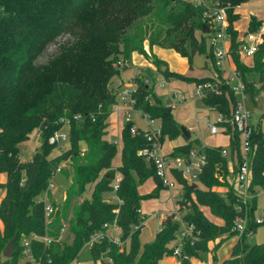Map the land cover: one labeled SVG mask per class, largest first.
Listing matches in <instances>:
<instances>
[{"label": "trees", "instance_id": "16d2710c", "mask_svg": "<svg viewBox=\"0 0 264 264\" xmlns=\"http://www.w3.org/2000/svg\"><path fill=\"white\" fill-rule=\"evenodd\" d=\"M251 1L254 0H206V6H200L185 0H0V174L5 175V182L0 183V192H4L0 200L3 226L0 264H33L24 253V241L33 235L52 240L49 245L31 240L35 263L72 264L91 237L105 231L104 226L115 220L122 230V240L130 243L129 249L104 239L90 249L96 264H162L165 258L175 256L178 245L173 244L180 233L175 214L163 221L152 243L142 247L139 242L149 218L138 213L141 202L157 198L162 190L168 189L157 177L154 165L139 156V151L149 145L143 129L134 135L132 124L124 125L121 164L113 166L119 151L118 144L110 138V117L119 95L113 88V80L126 69L135 52L146 57L167 81L212 83L214 90L201 100L205 107L223 117L224 121L217 124L230 139L228 156L223 155V147H204L208 162L197 182L189 183L179 173H173L176 184L184 190L177 201L180 209L187 208L191 201L183 223L191 228L193 237L182 240L180 264H192L193 258L204 261L203 256L210 251L217 260L222 244L238 236L235 229L240 220L246 221L245 232L222 264H264V244H247V238L260 226L256 213L262 199L258 194L264 188L262 122L254 124L252 136V199L244 202L233 184L226 194L218 193L215 188L222 186L228 176L234 177L242 163L241 137L232 123L237 95L231 84L224 81L223 70L216 67L210 33H203L204 26L210 27V19L205 16L208 8L216 4L226 8L230 54L236 72L245 83L246 94L254 92L255 82L248 77L252 75L257 76L261 85L256 93H264V42L252 58L253 66L247 67L239 53L241 43L235 29L241 18L236 7ZM80 20L86 31L76 28ZM262 27L263 21L251 17L248 32H257ZM68 32L73 34V41L61 48L51 64L40 69L37 66L40 56ZM147 41L151 48L174 50L188 60L191 69L195 56L207 53L209 41L211 52L207 59L213 62L218 77L198 78L170 71L167 63L146 52ZM162 67L167 70L162 71ZM156 76L151 70L137 76L133 81L137 86L133 97L136 110L160 124L165 146L167 140L184 136L185 126L176 121L174 109L156 95ZM65 127H68L69 149L49 158L57 149L49 143L50 138ZM36 131L40 147L31 160L23 161L20 145L28 142ZM196 146H201L199 140L191 138L167 155L187 157ZM70 159L73 183L62 210L47 222L46 203L39 196L47 192L53 175ZM118 175L121 182L117 195L121 204L103 198L112 192ZM150 179L155 182V189L141 195L139 186ZM90 185H94L91 199L80 202ZM199 205L209 208L223 224L212 222ZM66 224L73 235L71 244L60 238ZM13 238V256L6 259L2 252ZM217 241L214 250H210V243Z\"/></svg>", "mask_w": 264, "mask_h": 264}, {"label": "rangeland", "instance_id": "374dc122", "mask_svg": "<svg viewBox=\"0 0 264 264\" xmlns=\"http://www.w3.org/2000/svg\"><path fill=\"white\" fill-rule=\"evenodd\" d=\"M189 2H196V0H185ZM240 6L236 7L235 11H238V8ZM253 12L256 15L262 16L264 20V0H254L249 2L248 4H244L241 6L240 13L241 18L240 21L237 23V26L241 30H245L248 27L249 23V14ZM84 25V22L80 20L76 26L78 28V31H86ZM264 26V25H263ZM73 41V34L68 32L60 36L55 43L50 45L48 49L40 56L37 62V66L42 69L47 67L53 60H55L61 51V48L69 44ZM207 53L204 55H197L192 61V69H189V62H185L184 60H181L179 58H173L168 59L169 66H175L179 69V71H185L188 72L189 75L203 78V77H214L215 79L217 76V71L215 72V68L213 66V62L209 59H207V55L211 52V46L209 41L206 45ZM243 63L247 67H252L253 62L244 61ZM207 64V65H206ZM236 68L234 65H232L231 62L223 61L222 63V70H223V79L224 81L228 82L231 81L234 71ZM132 73L130 70H124L121 72L119 80L122 79L126 83L132 76ZM142 75V73L138 74V76ZM160 75L159 73L157 76ZM212 75V76H210ZM249 79L253 80L255 82L254 84V92L246 94L245 99V106L249 112L252 113V122L257 125L262 122V128L264 131V114L258 110L257 106L255 105V102L253 100L254 97L259 96L264 103V93L257 94L256 91L261 87V85L258 82L257 76H248ZM213 85L212 83H210ZM136 84L134 83V88H136ZM195 85L194 83H186L181 82L177 80H172L169 84L163 85V79L159 80L157 86H156V92L160 96L163 102H169L171 97L173 95H177L179 98H182L184 100V103L182 105H178L177 108L174 109L173 114L177 121H179L183 126H188L190 124L191 127L190 130L194 133L196 130L197 134H201V140L209 145H221L223 148H228L230 145V139L228 136L219 134L216 136L210 135L208 131V126L203 122V118L205 115L208 116V119L211 121V123H214L217 121L218 113L217 112H210L206 110L205 106L202 103L201 97L196 95V90L194 89ZM114 88V87H113ZM128 89L127 87L123 90ZM122 90V91H123ZM123 119L121 116V113H114L112 122L110 123V138L113 141H118V155L113 161V166L118 167L121 164V133H122V123ZM137 122L141 124V120L138 117ZM143 124V123H142ZM193 128V129H192ZM63 131L68 132V127H65ZM176 142L172 143L170 140H167L165 142L164 146V152L167 154L171 152L172 145H174ZM200 143V142H199ZM202 145V143H200ZM40 147V137L37 131L31 136L30 140L28 142H25L20 145V157L23 161H29L32 159L33 155L37 152L38 148ZM70 145L67 144L65 146V150L60 149H54L50 155L49 158H55L62 154V152H65L69 149ZM83 151L85 150V146H82ZM74 178V170H73V161L67 160L63 163L61 167L60 173H58L54 179L56 183V188L51 191L50 193H44L39 196V199H44L47 201L48 204L52 205L55 208V212L61 211L63 208V204L66 199L67 191L71 187L73 183ZM233 184V177L230 175L227 177V180H223V185L216 187L215 190L218 193L226 194L230 190V186ZM234 185V184H233ZM156 185L155 182L150 179L146 183L139 186V193L141 195L150 194L154 189ZM94 190V185L88 186V190L83 195L80 202H83L85 199L89 200L91 199V194ZM184 193L183 187L179 184H176L172 188L164 189L160 192L159 196L157 198L144 200L141 202V210L143 214L148 218L146 221V226L142 230L140 236H139V242L142 247H144L146 244L152 243L155 240V237L161 228V220L163 217L165 219L168 216H171L175 214L176 220L180 224V233L177 236L176 242L173 244L181 245L182 240L185 238H192L193 233L191 228H187L185 224L183 223V216L186 215L190 210L191 207V201L187 204V208L180 209V206L177 204V201L180 200V196ZM261 191L259 192V194ZM1 194V193H0ZM258 194V195H259ZM1 196V195H0ZM253 196V194H252ZM113 193H106L103 195V198L107 202L115 203V201L112 199ZM260 197V196H259ZM261 198V197H260ZM192 199L195 201L196 197L193 195ZM199 208L201 211L208 217L212 222L221 225L223 224V221L218 218L217 216L213 215L209 208L200 206ZM256 220L258 222L264 221V199H261L259 202V208L256 213ZM163 223V222H162ZM69 225H65V231L61 233V240L66 244H71L73 242V235L68 230ZM2 230V228H0ZM236 238V237H234ZM237 239V238H236ZM218 243H210V250H214L215 245ZM234 240L230 239L225 241L222 246L220 247L218 253L216 254L217 260H214V252L210 251L207 255L203 256V260L201 261L199 259H191L192 264H222L224 260L228 259L231 255L232 248H233ZM247 244L253 246V245H263L264 244V224H260L258 227V230L256 233L250 235L247 238ZM130 243H125L122 246V248H125L127 246V249H129ZM144 248H142L141 253H143ZM29 261H31L33 264H39L35 263L34 261L30 260V258H27ZM23 264V263H22ZM72 264H96L94 260L91 257V252L89 248H84L82 252L80 253L78 259L74 261ZM100 264V263H98ZM162 264H180V260L178 257L171 256L167 257L163 260Z\"/></svg>", "mask_w": 264, "mask_h": 264}, {"label": "built area", "instance_id": "2783aa9c", "mask_svg": "<svg viewBox=\"0 0 264 264\" xmlns=\"http://www.w3.org/2000/svg\"><path fill=\"white\" fill-rule=\"evenodd\" d=\"M206 0H196L200 6H206ZM205 16L209 18L210 22V43L214 48V54L216 59V67L222 70L223 61L232 62V57L230 54V38L228 36L229 21L227 16L226 8L222 7L220 4L213 5V7L208 8V12ZM240 40V50L239 53L242 58H253L259 47L264 42V27L260 28L257 32H248ZM233 91L237 95V103L234 107L232 115V123L235 129L238 131L241 137V153H242V163L239 166L238 172L233 177V184L236 193L244 200V202L252 199V194L250 191L253 173H252V157L254 149L252 146V136L254 131V123L252 122V113L249 112L244 104L246 99V86L242 78L234 71V75L231 81ZM136 88H128L123 90L118 95L117 103L114 106V111L124 110V125L132 124L131 132L132 134L139 133V127L136 123V117H140L145 128L144 134L149 143L148 147L139 151V156L143 157L145 161L149 164L154 165L156 169L157 177L162 181L163 185L167 188H172L176 185V181L173 178V173H179L181 177L189 182L195 183L199 180L200 176L204 173V169L207 165L208 159L204 151L205 145L199 147H194L187 157H170L164 152V144L162 143V128L157 120L151 118L149 115H143L135 108V99L133 97ZM196 95L200 96L201 99L209 91H213V85L210 83L196 85ZM184 100L179 98L177 95H173L167 105L173 109L177 108L178 105H182ZM223 117L220 115L216 123H208V127L211 135L223 134L224 131L218 126L217 123L223 122ZM51 145L57 146V149L65 150V146L69 144V133L63 130L57 132L49 140ZM118 144V141H115ZM223 155L228 156L229 152L227 149L223 150ZM232 166L233 171V165ZM61 169L53 175V178L48 186L47 194L56 188V183L54 181L56 175L60 173ZM121 182V176L118 175L112 184L113 197L112 199L115 203L121 204V200L117 195ZM264 199V188L258 195ZM45 201V217L47 222L55 214V208ZM116 213L119 211L116 210ZM138 213L145 217L142 210H138ZM257 221V220H256ZM264 222V221H263ZM263 222H258L262 224ZM105 231L95 233L90 241L86 244L85 248L91 249L96 243L103 241L104 239L111 240L114 244L122 247L124 241L121 238L122 230L118 225L117 220L113 224H107L104 226ZM138 227H136L137 229ZM246 228V221L240 220L236 226V231H238L237 240L244 234ZM65 231V228L62 232ZM31 240H41L45 245H49L52 240L48 237H39L33 235L32 239H26L24 241V246L26 247L25 255L34 260L32 256V251L30 248ZM182 251V243L179 245L174 255L175 257H180ZM51 263V262H49Z\"/></svg>", "mask_w": 264, "mask_h": 264}, {"label": "crops", "instance_id": "0c3cea01", "mask_svg": "<svg viewBox=\"0 0 264 264\" xmlns=\"http://www.w3.org/2000/svg\"><path fill=\"white\" fill-rule=\"evenodd\" d=\"M195 2V1H194ZM248 4V3H247ZM244 5V4H243ZM242 6V5H241ZM241 6L238 8V11H237V13H239L240 15H242L241 13H240V9H241ZM253 16H255V17H257V19L258 20H261V21H263V25H264V20H263V17L262 16H259V15H256V14H254L253 12H251L250 14H249V23H248V27H247V29H245V30H241V29H239V27L237 26V23L240 21H238V22H236L235 23V29L239 32V39H241L246 33H247V31H248V28H249V24H250V20H251V17H253ZM264 27V26H263ZM144 47H145V50H146V52L149 54V55H153V56H155L156 58H158L159 60H161V61H163V62H165V63H167V65H168V68L170 69V71H172V72H177V73H179V74H182V75H185V76H191V75H189L188 74V72H185V71H179V69L178 68H176L174 65L173 66H169V64H168V59H177V58H179V59H181V60H184L185 62H188V60L186 59V58H182L178 53H176L174 50H171V49H163V48H160V47H154V48H151L150 47V45H149V42L147 41V42H145V45H144ZM243 60L244 61H248V62H253V59L252 58H243ZM232 63V65H234V67H235V63L232 61L231 62ZM207 65V64H206ZM189 69L191 70V68H190V65H189ZM125 71L126 70H130L131 72H133L132 73V76L130 77V79L127 81V83L124 81V80H122V79H118L119 77H120V75H121V73H120V75L119 76H117L114 80H113V87L118 91V93H120L124 88H134V79L138 76V74H140V73H142V72H144V71H146V70H151V71H153V72H155L156 74H158L157 73V68L146 58V57H144V56H142V55H140L139 53H137V52H135V53H132V55H131V58H130V61H129V63H128V65H127V67H126V69H124ZM124 70H122L121 72H123ZM210 76H212V75H210ZM191 77H194V76H191ZM161 79H163V85L165 84V85H167V84H169L172 80H175V79H172V80H166L161 74L160 75H158V76H156V86H157V84H158V82H159V80H161ZM177 81H180V80H177ZM181 82H183V81H181ZM195 85V87H194V89H196V84H194ZM156 86H155V93H156V95L160 98V96L157 94V92H156ZM161 99V98H160ZM162 100V99H161ZM163 102V101H162ZM164 104H167L168 102H163ZM206 108V110H208V111H210V112H215V111H212V110H210V109H208L207 107H205ZM116 112H118V113H121V116H122V119H123V121H122V123H121V127H122V131H123V128H124V113H125V111L124 110H119V111H114L113 112V114L111 115V117H110V123L112 122V118H113V115H114V113H116ZM219 115V114H218ZM219 117H220V115L218 116V118H217V121H218V119H219ZM140 118V117H139ZM137 119H138V117H136V123H137V125H138V127L139 128H141V129H144L145 128V124H144V122H143V120L140 118V120H141V124H140V122L138 123L137 122ZM177 121V120H176ZM216 121V122H217ZM177 122H179V121H177ZM203 122H205V124L208 126V123H211V121L208 119V116L207 115H205V117L203 118ZM216 122H214V123H216ZM143 123V124H142ZM180 123V122H179ZM181 124V123H180ZM189 127H191L190 126V124H188V126H186L185 128L188 130V131H190L189 133L191 134V138L192 139H197V140H199V142L200 143H202L203 145H205V146H209V145H207V144H205L202 140H201V134L200 133H198L197 134V131L196 130H194L195 131V133L196 134H194L191 130H190V128ZM193 129V128H192ZM208 131H209V134H210V130H209V127H208ZM211 135V134H210ZM219 135V134H218ZM223 135H225V134H223ZM213 136H216V135H213ZM190 138V139H191ZM121 139H122V133H121ZM122 141V140H121ZM172 143H174V142H176L174 145H172V148H171V150L173 149V148H175V147H177V146H183V145H186V143H187V139H186V137L185 136H181V137H179V138H177L176 140H174V141H171ZM210 147H223V146H221V145H214V146H210ZM229 148V147H228ZM228 148H225V149H228ZM168 154V153H167ZM115 167V166H114ZM229 170L231 171L232 170V166L230 165V167H229ZM5 182V175L4 174H0V183H4ZM1 194V196H0V200L2 199V197L4 196V192H0ZM166 217V216H165ZM165 217H163L162 218V220H161V224H162V222L165 220ZM3 226H2V223H1V221H0V228H2ZM160 230V229H159ZM159 232V231H158ZM232 240V239H231ZM233 240H234V244H233V246L235 245V243L238 241L236 238H233ZM218 253V252H217ZM29 261V260H28Z\"/></svg>", "mask_w": 264, "mask_h": 264}, {"label": "water", "instance_id": "95a60500", "mask_svg": "<svg viewBox=\"0 0 264 264\" xmlns=\"http://www.w3.org/2000/svg\"><path fill=\"white\" fill-rule=\"evenodd\" d=\"M203 33L206 35H208L210 33V30L208 29V27L204 26ZM166 70H167L166 67H162V71H166ZM255 103H256L258 110L261 111L262 113H264V103L262 102V100L259 96L255 97ZM182 131H183V135L186 137V139L189 140L191 138V134L189 133V131L185 127L182 128ZM14 240H15V238L10 240L2 252V256L6 259H9L13 256Z\"/></svg>", "mask_w": 264, "mask_h": 264}]
</instances>
